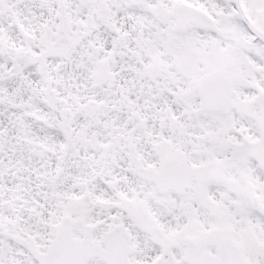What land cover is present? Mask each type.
Returning <instances> with one entry per match:
<instances>
[{
    "label": "snow or ice",
    "instance_id": "snow-or-ice-1",
    "mask_svg": "<svg viewBox=\"0 0 264 264\" xmlns=\"http://www.w3.org/2000/svg\"><path fill=\"white\" fill-rule=\"evenodd\" d=\"M0 264H264V0H0Z\"/></svg>",
    "mask_w": 264,
    "mask_h": 264
}]
</instances>
